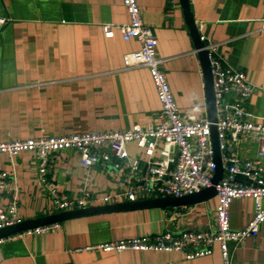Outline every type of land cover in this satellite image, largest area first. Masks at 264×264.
I'll use <instances>...</instances> for the list:
<instances>
[{
	"label": "crops",
	"instance_id": "1",
	"mask_svg": "<svg viewBox=\"0 0 264 264\" xmlns=\"http://www.w3.org/2000/svg\"><path fill=\"white\" fill-rule=\"evenodd\" d=\"M142 20L157 41L161 70L181 115L207 118L204 77L180 0H136ZM200 37L218 45L226 63L246 74L255 91L245 102L253 122L264 118V0H189ZM0 142L124 131L156 123L160 110L146 68H126L124 57L140 50L104 25H124L128 15L121 0H0ZM200 26V27H199ZM244 159L257 145L230 142ZM132 158L142 151L128 144ZM264 167V157L261 160ZM0 170L16 189L0 196L15 201L24 222L54 214L52 200L40 182L35 154L0 155ZM62 199H74L82 187L97 198L118 191L119 176L99 167L86 170L73 152L55 154L44 175ZM122 204L110 200L92 208ZM216 195L188 206L117 212H93L60 222L43 236H23L0 245V264H222L213 254L185 260L178 253H104L86 248L169 231H204L215 226ZM253 201H232L229 224L244 228ZM177 213V215H173ZM47 225V224H46ZM233 264H264V224L233 252Z\"/></svg>",
	"mask_w": 264,
	"mask_h": 264
},
{
	"label": "built area",
	"instance_id": "2",
	"mask_svg": "<svg viewBox=\"0 0 264 264\" xmlns=\"http://www.w3.org/2000/svg\"><path fill=\"white\" fill-rule=\"evenodd\" d=\"M128 15L124 25H104L105 38H113L114 30L123 41L135 40L140 50L124 57L126 68H146L155 88L160 110L156 123L133 125L124 131L67 134L0 142V155L14 158L21 153L35 154L40 182L51 197L53 212H68L107 205L110 200L132 203L158 198H182L214 187L217 204L215 226L204 231L163 232L153 236L135 237L110 244L89 247L87 251L104 253L164 252L178 253L185 260L213 254L218 249L222 264H233V250L248 238H256L264 224V118L253 122L245 110V102L255 91L246 74L231 68L218 54V45L204 37L200 41L207 54L212 75L215 122L180 114L157 56V41L142 20L136 0H121ZM7 19L0 18V26ZM200 27V26H199ZM216 129L223 175L212 184L216 164L211 144V127ZM251 142L257 145L253 159H244L231 149L230 142ZM134 144L142 151L143 160L130 157L127 146ZM73 151L86 170L99 167L119 176L118 191L113 196L97 198L82 187L74 199H62L44 175L55 154ZM240 177V179L238 178ZM9 173L0 170V196L15 191ZM250 199L254 210L247 225L234 230L229 224L232 201ZM177 215V213H173ZM23 222L15 201L0 202V230ZM52 223L1 238L0 245L23 236H43L60 228Z\"/></svg>",
	"mask_w": 264,
	"mask_h": 264
},
{
	"label": "water",
	"instance_id": "3",
	"mask_svg": "<svg viewBox=\"0 0 264 264\" xmlns=\"http://www.w3.org/2000/svg\"><path fill=\"white\" fill-rule=\"evenodd\" d=\"M181 8L183 11V15L185 18V22L187 24V27L189 29L190 35L193 39L195 48L197 50V54L199 56V61L204 77V84H205V99H206V107H207V119L211 122H215V105H214V95L212 90V75H211V68L209 65V61L207 58L206 52L203 50L204 44L200 41L199 33L195 27L194 19L191 15L190 11V4L189 0H180ZM211 144L214 151V162L216 164V170L215 175L212 180V184L216 185L222 175H223V168L220 161V152L218 148V141H217V135H216V129L212 125L211 127ZM240 179V177H238ZM216 195V191L214 187H211L209 189H204L200 191L199 193H195L192 195H188L182 198H158V199H150V200H144V201H138V202H126L115 206H103L100 208H86L82 210H75V211H68V212H54L53 215L47 218L27 221V222H21L20 224L6 227L2 230H0V239L9 237L11 235H14L16 233L23 232L28 229H33L38 226H43L46 224H52V223H60L67 219L82 216L88 213L93 212H117V211H131V210H139V209H149V208H177L182 206H188V205H194L198 203L205 202L209 200L210 198L214 197Z\"/></svg>",
	"mask_w": 264,
	"mask_h": 264
}]
</instances>
